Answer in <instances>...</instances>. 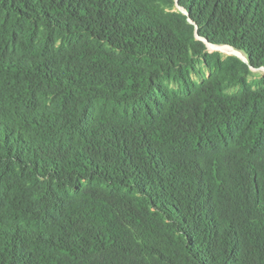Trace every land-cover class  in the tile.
<instances>
[{"label": "trees", "instance_id": "trees-1", "mask_svg": "<svg viewBox=\"0 0 264 264\" xmlns=\"http://www.w3.org/2000/svg\"><path fill=\"white\" fill-rule=\"evenodd\" d=\"M261 67L264 0H0V264H264Z\"/></svg>", "mask_w": 264, "mask_h": 264}, {"label": "rangeland", "instance_id": "rangeland-1", "mask_svg": "<svg viewBox=\"0 0 264 264\" xmlns=\"http://www.w3.org/2000/svg\"><path fill=\"white\" fill-rule=\"evenodd\" d=\"M208 50L211 51H219L223 56H227V55H231V54H238L240 58L245 59L244 56L238 52L233 50L230 47H218V46H212V45H208ZM262 80L264 79V67L261 68H257V69H251V74L249 76V80Z\"/></svg>", "mask_w": 264, "mask_h": 264}]
</instances>
